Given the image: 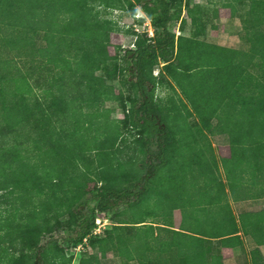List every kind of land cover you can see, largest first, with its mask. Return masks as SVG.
<instances>
[{
	"label": "trees",
	"instance_id": "obj_1",
	"mask_svg": "<svg viewBox=\"0 0 264 264\" xmlns=\"http://www.w3.org/2000/svg\"><path fill=\"white\" fill-rule=\"evenodd\" d=\"M98 1L0 0V190L5 191L0 193V207L9 211L5 216L0 211V244L28 240L24 228L29 227L27 232L38 238L31 252L25 253L29 254L25 264H71L72 257L65 255L55 239L40 242L50 222L44 188L60 174L58 161L49 157L60 149L76 154L95 151L92 158L103 166V155L120 147L124 129L131 122L142 129L135 142V155L119 167L121 176L117 181L92 189L79 211L76 236L67 228L71 234L68 238L75 244L86 239L94 244L93 238L98 237L93 232L97 212H111L123 204L136 209L145 202L139 219L133 223L121 221L112 230L140 224L148 226L155 238L162 237L157 230L172 232L171 239L156 245L159 254L165 246L175 247L177 254L124 255L127 259L140 264H225L212 238L223 237L225 244L238 238L240 227L229 203L222 205L228 210L214 215L200 208L216 220L218 228L204 223L198 231L188 233L190 230L184 226L189 224L191 211L187 209L196 204L190 196L184 199L185 173L203 182L205 193L199 200L211 199L209 204H214L209 178L199 180L217 166L214 153H208L212 145H200L188 121L186 129L178 125L173 129L156 106L158 84L153 71L163 64L162 71L166 70L180 85L200 118V131L229 135L231 156L222 157V162L234 198H244L257 184L264 190V0H217V5L244 18L247 50L177 35L171 28L172 0H134L150 18L154 35L141 37L135 48L121 55H112L108 50L109 26L97 18L92 5ZM240 7L246 8L242 12ZM118 59L124 63L122 70L132 85L133 97L124 118L108 119L105 102L119 97L114 84L99 71ZM179 135V143L187 138L192 152L189 159H183L185 152L176 155L173 150L172 142ZM191 138L197 145L189 143ZM223 194L227 196L226 185L219 181L217 198L222 200ZM169 197H174L173 204L167 205ZM178 208L183 220L179 229H173L172 214ZM157 216L160 222L148 223L149 217ZM64 226L57 224L54 230ZM242 229L264 241V211L246 213ZM114 242L103 240L99 245L101 257L109 251L106 244ZM140 243L146 249L151 246L142 240ZM125 246L123 250L129 249ZM57 249L63 255H51ZM90 258L93 264H102L100 256ZM253 264H264L263 255H253Z\"/></svg>",
	"mask_w": 264,
	"mask_h": 264
},
{
	"label": "rangeland",
	"instance_id": "obj_2",
	"mask_svg": "<svg viewBox=\"0 0 264 264\" xmlns=\"http://www.w3.org/2000/svg\"><path fill=\"white\" fill-rule=\"evenodd\" d=\"M172 2L174 20L171 28L177 35L193 36L199 40L233 46L243 50L249 48V44L244 38V31H242L244 18L236 16L230 8L217 5V0H172ZM92 5L97 18L109 26L110 38L108 50L110 54L121 55L126 49L135 48L137 41L141 37H151L149 36V29L154 30L151 20L139 5H135L134 0H101ZM216 8L217 11H215ZM240 8L243 12L246 7ZM134 23H137L138 30L135 29ZM18 61L20 62V60ZM20 65L24 69L22 62ZM162 65H157L153 71L157 77L158 84L155 91L156 106L162 110L163 116L171 123L174 130H176L177 125L186 129L185 121H188V125L196 131V137L200 140L199 144L202 145L205 142L211 143L212 148L208 153H214L217 161L222 164L221 158L223 155L231 154L229 135L227 133L213 134L207 129L200 131L201 122L197 112L183 94L180 85L166 70L162 71V67H164ZM123 66L124 63L121 62V59L113 60L102 71H99V73H104L114 84V91L119 97V100L105 102L104 107L107 109L105 117L108 119L124 118L133 97L132 85L126 81L127 75L122 70ZM36 91L39 90L36 89ZM215 122L216 120H214ZM141 132L142 129L129 122L128 126L124 129V141L120 143V149L106 152L107 155H103V166H101L99 160L92 158L95 155V151H83L80 154H76L73 150L60 149L55 151L53 156L49 157L51 160L58 161V171L60 174L52 183L45 185L46 187L44 188L47 193L43 194V198L45 197L49 201L47 215L50 222L47 225L48 233L40 238V242L43 243L55 239L58 247L64 250L65 255L72 257L71 264H93L90 258L91 255L100 256L102 264H140L137 260L127 259L124 255H172L173 252L175 255L177 254L176 248L171 249L170 246H165V251L159 254L161 251L158 250V246L156 245L162 240L171 239L172 232L157 230L156 233L159 232L162 237L155 238L154 235L149 233L148 226L140 224L137 227L126 226V228L112 230L121 221L133 223L136 218L139 219L144 214L142 206L146 204L145 202H140L136 206V209L134 206L131 209L129 205L123 204L111 212H97L96 219H100L102 224L93 231L94 234L98 235L97 238H93L94 244H91L87 239L83 243L75 244L73 240L68 238V235L71 234L67 232V228L71 229L72 234L76 236V231L80 225L78 220L81 217L79 211L83 208V203L89 199L92 189L109 184L112 180L117 181L121 176V168L119 167L126 163L130 155H135L134 150L137 145L135 142L140 139ZM179 137L181 135L177 136L176 141L172 142L173 150H175L176 155H180V152H185L182 156L184 157L183 159H189L192 152L187 144V138L185 137L186 139H183L182 143H179ZM188 141L197 145L193 138ZM200 158L202 160L206 159L204 155H200ZM36 159H33V161ZM224 170L223 172H219L218 168L214 167L210 174L214 177L216 172L217 175L220 174L224 177V172L227 173V168L224 167ZM199 176V174L195 175L197 179ZM185 177L184 187L186 190L182 192L185 195L184 199L190 196L192 199L197 200L204 194L205 187L198 185V181L196 182L191 174L185 173ZM203 178L204 176L200 177L199 180ZM3 192L5 191L0 190V193ZM173 199L169 197L170 202L168 201L167 205L169 203L173 204ZM192 199L190 198L189 200ZM195 203L197 204H195L193 209L201 210L200 207L204 206L201 205L203 203L201 200L195 201ZM161 204L165 206L162 202ZM155 206L159 205L155 204ZM190 207L192 208V206ZM198 210L189 213V224L184 223L187 230L198 231L197 226H202L193 222L194 218L198 216ZM0 211H4L3 216L9 212H6L4 207H0ZM10 214L13 215V212ZM172 218L174 220L173 227H175L172 228H180L183 220L180 208L174 210ZM147 220L149 221L148 223H152L151 221L160 222L158 216L155 218L149 217ZM57 224H65V226L54 230ZM139 226L141 227L138 229ZM24 229L28 240L21 238L15 245H12V242L8 240L0 244L5 247V249L0 247V264H25L24 258H26V255H29L25 253L31 252L30 250L33 249L32 247L35 245L34 243L38 237L34 233L29 234L27 232L30 229L29 227H25ZM1 233H4V231ZM177 237L181 238L182 235H178ZM262 237L263 235L261 234L260 238ZM104 239H113L115 242L112 245L106 244L110 248L106 257L103 258L101 257L99 245L103 244ZM120 240H123V242H120ZM141 240L142 242H149L148 244H151V246L146 249L147 247L140 243ZM24 243L29 244L30 247L24 246ZM125 245H128L129 249L123 250L124 247H127ZM51 255L63 254L57 249ZM245 260L246 256L244 255L237 262L242 263ZM224 263L236 264L235 261H224Z\"/></svg>",
	"mask_w": 264,
	"mask_h": 264
},
{
	"label": "crops",
	"instance_id": "obj_3",
	"mask_svg": "<svg viewBox=\"0 0 264 264\" xmlns=\"http://www.w3.org/2000/svg\"><path fill=\"white\" fill-rule=\"evenodd\" d=\"M230 156L231 154L223 155V157H227V158H229ZM221 163L222 164H220L217 161V166H214L218 168L219 172L220 171L223 172L224 167H225L224 163L222 162V158H221ZM224 175L225 176L223 177L220 174L217 175L215 172L214 177L211 176V174H209L208 177L203 178V181L205 178H209V181L212 185V189H210V193L212 194V202L214 204H209V201H211V199L209 201L203 200V203L201 205H204V206L200 208L210 210V212L212 213L211 215H214V213L220 210H228L226 207H222L223 204L225 203L230 204L233 214L236 217L237 224L240 227V231L237 232L236 234L238 235V238L237 237L231 238L230 240L227 241L228 242L227 244L223 242L224 241L223 237L222 238L221 237L212 238V241L214 242V248L219 255H223L224 261H235L236 264H253V255H263L264 257V241H258L251 234L245 233L242 229V226L245 220L246 213H259V212L264 211V190L261 189L262 187L261 184H257L253 187V189L251 188L249 190L250 192L247 193V195L244 196V198L242 197L234 198V196L232 195V192L229 189L228 178H227L226 172H224ZM212 180L214 181V184ZM219 181H223L226 185L227 196L223 194L222 200H219L217 198ZM198 184L202 185L203 182L199 181ZM203 193H205V191ZM199 198L194 201L196 202L199 201ZM187 210L191 211L190 213H193V211L198 210V209H193L192 207L190 209L188 208ZM202 212L203 210L201 211L198 210V216L195 217L193 222L198 223V224L208 223L209 226H213V225L218 226V223L214 224V221H216L214 220V218H208V216H206ZM205 218H207V220ZM203 221H206V222H203ZM173 223H174V220H173ZM187 232L194 233L191 231H187ZM244 255L246 256V260L243 261L242 263L237 262V260Z\"/></svg>",
	"mask_w": 264,
	"mask_h": 264
},
{
	"label": "built area",
	"instance_id": "obj_4",
	"mask_svg": "<svg viewBox=\"0 0 264 264\" xmlns=\"http://www.w3.org/2000/svg\"><path fill=\"white\" fill-rule=\"evenodd\" d=\"M138 16V15H137ZM149 19V18H148ZM150 21V20H149ZM134 26H135V29L136 30H138V25H137V23H134ZM149 32H150V34H149V36H153L154 35V30L152 31V29L150 28L149 29ZM96 224H97V227H99V225H101L102 224V222L100 221V219H96ZM96 228V227H95Z\"/></svg>",
	"mask_w": 264,
	"mask_h": 264
}]
</instances>
